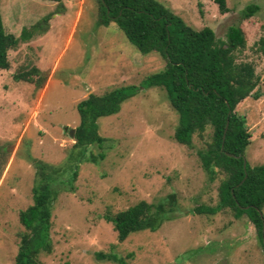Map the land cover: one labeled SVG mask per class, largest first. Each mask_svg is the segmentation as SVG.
<instances>
[{
	"label": "rangeland",
	"instance_id": "374dc122",
	"mask_svg": "<svg viewBox=\"0 0 264 264\" xmlns=\"http://www.w3.org/2000/svg\"><path fill=\"white\" fill-rule=\"evenodd\" d=\"M195 30L209 27L224 40L229 26L245 34L237 62H251L258 98L238 103L249 144L244 158L264 164V56L254 43L264 34V0H225L220 14L211 0H156ZM0 0L5 33L18 37L48 15L46 32L34 34L7 52L9 68L0 70V148L5 163L0 172V264H13L22 227L18 211L31 204L34 168L27 159L63 165L73 140L68 129L78 124L76 104L89 93L100 95L114 87L134 85L137 92L119 111L97 120L103 148L89 146L86 155L103 152L96 163L81 162L77 177L60 185L51 212L52 251L42 264H115L96 260V252L113 253L127 264H264L253 226L245 216L228 210L198 213L217 201L222 175L210 179L196 152L210 130L194 134L190 146L173 138L177 115L162 89L141 88V80L164 67L156 53H139L115 23L97 25L96 0ZM250 3L258 11L242 20ZM62 10V13H56ZM31 66L44 75L43 85L14 80ZM65 128V129H64ZM63 175L60 179H65ZM174 195L173 212L154 231L130 234L118 242L112 225L103 219L138 201L155 205ZM264 215V207L261 209ZM130 254V256H129Z\"/></svg>",
	"mask_w": 264,
	"mask_h": 264
},
{
	"label": "trees",
	"instance_id": "16d2710c",
	"mask_svg": "<svg viewBox=\"0 0 264 264\" xmlns=\"http://www.w3.org/2000/svg\"><path fill=\"white\" fill-rule=\"evenodd\" d=\"M59 9L62 7L59 0ZM220 14L227 12L225 0H211ZM97 25L115 23L124 37L139 53H156L164 60V67L141 80V88L163 90L170 108L177 115L173 131L176 142L190 146L194 134L210 130L203 147L196 152L203 170L210 179L217 172L222 175L217 185V201L212 208H197L198 213L214 214L228 210L235 219L245 216L253 226L264 257V164L250 166L244 158L250 134L244 117L235 107L244 99L258 98L255 92L257 77L251 62H237L235 52L244 49L246 37L242 29L229 26L224 40H218L209 27L195 30L187 26L156 0H96ZM258 11V5L247 4L240 12L248 20ZM58 10L56 13H62ZM49 16H44L29 28H22L18 37L5 33L0 16V70L9 68L7 52L32 35L46 32ZM255 53L264 56V34L254 43ZM40 88L45 80L41 71L31 66L13 76ZM137 86H119L100 95L89 93L76 106L78 124L74 127L73 143L63 165H50L26 156L34 168L31 204L18 211L22 231L13 264H42L41 254H50L51 212L61 186L72 190L81 162L96 163L104 157L86 155L89 146L102 149L106 141L98 133L97 120L116 114L122 102L132 97ZM231 156H230V155ZM5 157L0 148V172ZM66 175L65 179H60ZM166 203L155 205L141 200L103 219L112 225L118 242L140 231H156L169 220L174 206V195ZM130 256V254H129ZM96 260L127 264L113 254L96 252Z\"/></svg>",
	"mask_w": 264,
	"mask_h": 264
},
{
	"label": "water",
	"instance_id": "95a60500",
	"mask_svg": "<svg viewBox=\"0 0 264 264\" xmlns=\"http://www.w3.org/2000/svg\"><path fill=\"white\" fill-rule=\"evenodd\" d=\"M65 129V128H64ZM73 131H74V128H70L68 129V135L72 138L73 137ZM230 155V154H229ZM231 156V155H230Z\"/></svg>",
	"mask_w": 264,
	"mask_h": 264
}]
</instances>
